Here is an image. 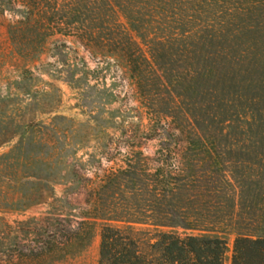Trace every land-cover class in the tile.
<instances>
[{"label":"rangeland","instance_id":"obj_1","mask_svg":"<svg viewBox=\"0 0 264 264\" xmlns=\"http://www.w3.org/2000/svg\"><path fill=\"white\" fill-rule=\"evenodd\" d=\"M25 1L0 0V264H97L99 221H92L85 248L76 242L68 252L52 253L42 244L54 240L59 250L80 227L101 179L128 161L140 159L151 172L163 161L175 169L179 145L159 128L179 138L172 128L195 122L208 131L222 127L221 140L201 146L211 154L202 157L205 169L217 164L222 170V182L206 187L201 204L214 230L226 237L223 264H230L237 232L264 235V101L250 103L256 89L235 96L223 84L214 97L204 93L206 83L196 90L190 80L197 64L202 71L219 65L222 76L228 65L259 64L253 77L264 73V0H195L188 6L173 0L166 14H150L145 1L136 0L142 14L128 15L158 23L147 27L145 38L185 33L201 39L198 45L183 39L154 47L157 66L188 82V123L156 82L144 94L124 61H105L100 50L62 34L95 31L99 16L128 29L122 14H97L91 4L80 14H67L62 1L52 14H26L19 11ZM226 48L232 56L225 55ZM248 109L255 120L249 124ZM259 109L262 121L256 122Z\"/></svg>","mask_w":264,"mask_h":264},{"label":"trees","instance_id":"obj_2","mask_svg":"<svg viewBox=\"0 0 264 264\" xmlns=\"http://www.w3.org/2000/svg\"><path fill=\"white\" fill-rule=\"evenodd\" d=\"M60 1L66 3L67 14H80L82 9L87 11L89 4L97 14H122L128 29L110 21L108 17L99 16L94 20L97 25L95 31L86 29L78 33L62 34L66 37L74 36L87 49L100 50L101 52H96L105 61H124L129 77L138 86H142L144 94L149 83L156 82L169 97L172 108L183 109L188 123L189 110L184 100L187 93L184 85L188 82L184 83L180 77L173 78L175 76H172L171 71L157 66L154 47L169 45L170 41L182 42L183 39H190L193 44L198 45L201 39L185 33L166 34L164 38H159L154 33L145 38L143 33L147 27L158 23L128 15L142 14L140 9L143 7L136 0H26L19 11H25L26 14H52L58 11ZM144 1L142 6L151 9L150 14L158 10H161L159 14H166L171 11L168 3L173 0ZM193 1L195 0H182L185 6ZM170 6L172 9L173 4ZM38 20L39 18L36 22ZM71 23L68 20L67 24ZM112 26L119 27L121 32L112 34L109 32ZM104 30L108 33H103ZM130 32L135 33L139 42ZM203 43L205 44L204 39ZM61 46L66 47V44L62 43ZM227 51V48L224 49L225 55L232 56ZM206 67L204 71L200 64L194 68L190 80L196 90L206 83L204 93L218 97L224 91L223 86L231 87L235 96L240 92L249 93L256 89L250 103L255 105L264 101V93L259 92V88L264 85V73L259 78L253 77L260 70L259 64L248 65L245 69L228 65L224 76L219 65L210 63ZM248 111L250 116H246L244 120L249 124L250 118L254 120V115L251 109ZM256 113H259L256 122H261V110ZM168 115L175 117L170 112ZM195 124L185 126L186 128L182 124L175 125L172 129H177L179 138L169 128H159L168 140L179 145L175 169H169L167 163L160 160L163 161L159 162L162 164L157 162L158 166L151 172L144 163H140V159L128 161L124 168L111 171L101 179L86 202L89 208L84 212L80 227L66 238L59 250L53 248L56 244L54 240L46 242V246L42 244V247L50 249L52 253H65L77 242L81 248H85L90 241L91 225L94 224L92 221H99L101 226L97 264H223L227 251L226 237L214 230L213 225L208 222L210 211L201 204L206 187L222 182V170L217 164L211 170L205 169L206 160L202 157H210L211 154L201 149V146L207 143L212 145L221 140L222 127L208 131L196 122ZM198 145L200 149L196 152L195 149L192 150V147L196 148ZM160 153L162 156L167 155L163 150ZM226 182L229 183L228 180ZM260 183V187L262 185L264 189V179ZM261 229L264 230V196ZM187 231L196 233L188 234ZM230 264H264V235L237 232L233 239Z\"/></svg>","mask_w":264,"mask_h":264}]
</instances>
